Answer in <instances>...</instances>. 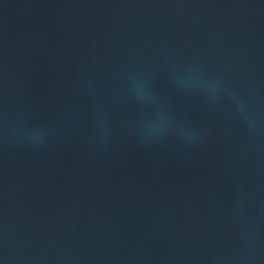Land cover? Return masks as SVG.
Segmentation results:
<instances>
[{"label": "water", "instance_id": "95a60500", "mask_svg": "<svg viewBox=\"0 0 264 264\" xmlns=\"http://www.w3.org/2000/svg\"><path fill=\"white\" fill-rule=\"evenodd\" d=\"M0 264H264V0H0Z\"/></svg>", "mask_w": 264, "mask_h": 264}]
</instances>
